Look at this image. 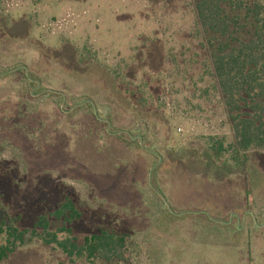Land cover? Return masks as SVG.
I'll return each mask as SVG.
<instances>
[{
    "label": "rangeland",
    "instance_id": "1",
    "mask_svg": "<svg viewBox=\"0 0 264 264\" xmlns=\"http://www.w3.org/2000/svg\"><path fill=\"white\" fill-rule=\"evenodd\" d=\"M195 2L0 0V217L63 184L131 232L109 262L42 233L0 264H264V148L237 151L212 58L255 35L264 50V0H220L224 37Z\"/></svg>",
    "mask_w": 264,
    "mask_h": 264
},
{
    "label": "trees",
    "instance_id": "2",
    "mask_svg": "<svg viewBox=\"0 0 264 264\" xmlns=\"http://www.w3.org/2000/svg\"><path fill=\"white\" fill-rule=\"evenodd\" d=\"M194 7L203 29L217 37L227 35L229 19L220 6V0H196ZM256 20L259 21L258 18ZM255 36L256 39L247 42L237 40L236 45L229 49L218 47L212 54L225 108L233 114L231 127L238 152L247 151L250 147L264 148V103L256 99L264 90V50L259 48L261 40ZM4 170L0 167V176L13 180V172ZM52 187L53 184L50 186L52 204L37 210L30 219L21 212L6 216L7 221L0 217V239H3L0 262L24 244L26 236L41 238L42 233L50 236L49 240L43 239L44 243L55 244L69 258L77 256L91 261L100 257L108 262L111 258L120 259L119 250L131 234L129 228L115 225L111 220L101 219L96 212H90L72 188L63 184ZM0 214L3 217V212ZM83 221L92 227V231L78 240L74 233L75 225ZM59 234H64L65 238L59 240Z\"/></svg>",
    "mask_w": 264,
    "mask_h": 264
}]
</instances>
